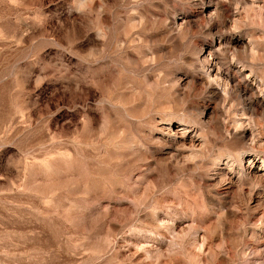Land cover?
Listing matches in <instances>:
<instances>
[{"label":"rangeland","instance_id":"374dc122","mask_svg":"<svg viewBox=\"0 0 264 264\" xmlns=\"http://www.w3.org/2000/svg\"><path fill=\"white\" fill-rule=\"evenodd\" d=\"M0 264H264V0H0Z\"/></svg>","mask_w":264,"mask_h":264},{"label":"bare ground","instance_id":"6f19581e","mask_svg":"<svg viewBox=\"0 0 264 264\" xmlns=\"http://www.w3.org/2000/svg\"><path fill=\"white\" fill-rule=\"evenodd\" d=\"M178 28V27H177ZM219 44V43H218ZM217 44V45H218ZM220 45V44H219ZM222 46V45H221ZM213 48V47H212ZM217 51V50H216ZM209 53H211L212 54V50H210V52ZM216 58V57H215ZM216 61V60H215ZM204 63H205V67L207 68V71H208V76L209 77H211L212 75H214L215 77H217L218 75H219V69L217 70L216 68H215V62L213 61V58H212V56L211 57H205L204 58V61H203ZM217 65V64H216ZM214 71H216V73H214ZM248 77V76H247ZM212 78V77H211ZM221 78V77H220ZM216 79V78H215ZM212 80V79H211ZM220 80V79H219ZM216 81H218V80H216ZM220 82V81H219ZM228 83V82H227ZM207 84L208 85H211V83L209 82V81H207ZM214 84V83H213ZM221 84H219V86H220ZM233 85V84H232ZM213 86V85H212ZM210 87V86H209ZM215 87V86H214ZM213 87V88H214ZM208 88V87H207ZM211 89V88H210ZM212 91V90H211ZM214 92V91H213Z\"/></svg>","mask_w":264,"mask_h":264}]
</instances>
